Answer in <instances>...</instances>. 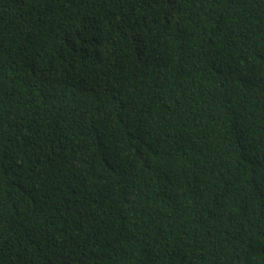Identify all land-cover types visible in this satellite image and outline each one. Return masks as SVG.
Segmentation results:
<instances>
[{"label":"trees","instance_id":"trees-1","mask_svg":"<svg viewBox=\"0 0 264 264\" xmlns=\"http://www.w3.org/2000/svg\"><path fill=\"white\" fill-rule=\"evenodd\" d=\"M0 264H264V0H0Z\"/></svg>","mask_w":264,"mask_h":264}]
</instances>
